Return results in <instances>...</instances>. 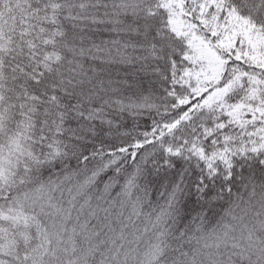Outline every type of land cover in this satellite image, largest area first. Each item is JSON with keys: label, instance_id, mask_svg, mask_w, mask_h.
<instances>
[{"label": "snow or ice", "instance_id": "6c2138e0", "mask_svg": "<svg viewBox=\"0 0 264 264\" xmlns=\"http://www.w3.org/2000/svg\"><path fill=\"white\" fill-rule=\"evenodd\" d=\"M0 264H264V0H0Z\"/></svg>", "mask_w": 264, "mask_h": 264}]
</instances>
